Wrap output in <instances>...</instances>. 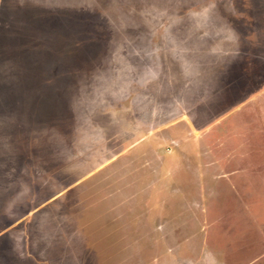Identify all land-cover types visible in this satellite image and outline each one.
<instances>
[{"label":"rangeland","instance_id":"1","mask_svg":"<svg viewBox=\"0 0 264 264\" xmlns=\"http://www.w3.org/2000/svg\"><path fill=\"white\" fill-rule=\"evenodd\" d=\"M6 24L0 264H264V0H0Z\"/></svg>","mask_w":264,"mask_h":264},{"label":"trees","instance_id":"2","mask_svg":"<svg viewBox=\"0 0 264 264\" xmlns=\"http://www.w3.org/2000/svg\"><path fill=\"white\" fill-rule=\"evenodd\" d=\"M20 23V22H19ZM8 26V24H6V28H4V29H1L0 30V34L1 33H5L6 31H10L12 28L11 27H7ZM12 33H13V31H11ZM9 53V52H8ZM7 53V54H8ZM11 53V52H10ZM6 54V55H7ZM12 54H14V53H12ZM7 57V56H6ZM8 57H10V59H12V56H8ZM3 61H5V60H3ZM14 66H15V68H14V66L12 65V67H13V69H12V71L14 70V69H16L17 67H19V66H23L22 64H21V62L19 63V62H13L12 63ZM4 67V66H3ZM0 68H2V67H0ZM5 68H3L2 70H4ZM1 70V71H2ZM0 71V72H1ZM12 71H10V73H3V74H0V79H2V78H4L3 80H11V78H13V77H23V75H20V74H16L15 76H13L12 74H11V72ZM10 74V75H9ZM9 92V91H8Z\"/></svg>","mask_w":264,"mask_h":264},{"label":"crops","instance_id":"3","mask_svg":"<svg viewBox=\"0 0 264 264\" xmlns=\"http://www.w3.org/2000/svg\"><path fill=\"white\" fill-rule=\"evenodd\" d=\"M2 210H5V209H2ZM4 221H5V220H4ZM22 221H24V220H22ZM22 221H20L19 219H17L16 221H13L12 223H10L9 226H8V229H7V230H2V231H0V237H1L4 233L8 232L9 230L11 231V229H13L15 225H17V224H19V223H22ZM21 225H22V224H21ZM17 226H18V225H17ZM23 236H24V237L22 238L23 241H25L26 243L30 244V238L28 237L29 234L26 235V236H25V234H24ZM12 237H13V234H12V236H11V239H12ZM27 237H28V238H27Z\"/></svg>","mask_w":264,"mask_h":264}]
</instances>
